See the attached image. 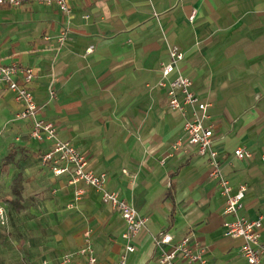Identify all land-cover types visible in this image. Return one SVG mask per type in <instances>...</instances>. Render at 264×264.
Returning <instances> with one entry per match:
<instances>
[{"label":"crops","instance_id":"1","mask_svg":"<svg viewBox=\"0 0 264 264\" xmlns=\"http://www.w3.org/2000/svg\"><path fill=\"white\" fill-rule=\"evenodd\" d=\"M69 9L62 15L35 3L1 6L0 64L33 70L28 87L38 118L83 153L95 174H106L107 190L146 218L127 264H158L161 253L189 235L206 249L207 264H247L243 241L223 234V221L232 218L222 214L224 198L207 159L187 147L183 117L168 108V87L157 83L160 64L178 48L184 57L168 81L179 73L189 78L209 104L221 173L233 191L246 186L238 215L256 219L264 212V0H71ZM65 27L69 33L59 44ZM20 108L0 88V135L12 136L16 151L11 164H0L2 187L22 218L26 252L41 248L43 264H55L89 232L98 263L115 264L121 217L99 192L41 166L50 142L31 140L27 122L15 119ZM237 148L251 158H236ZM18 174L20 194L13 196ZM78 188L84 194L70 208ZM29 230L40 231L30 244ZM162 234L173 241L158 248Z\"/></svg>","mask_w":264,"mask_h":264},{"label":"built area","instance_id":"2","mask_svg":"<svg viewBox=\"0 0 264 264\" xmlns=\"http://www.w3.org/2000/svg\"><path fill=\"white\" fill-rule=\"evenodd\" d=\"M71 0H0V7L19 8L24 4L35 3L55 8L62 15H68ZM195 16L193 12L189 21ZM69 33L65 27L57 38L63 44ZM169 62L161 63L159 72L161 78L157 83L160 88L168 87V108L183 117V132L189 150L197 156L205 157L210 167V176L217 182L220 196L224 198L223 216L231 217L222 223L223 234L227 237L241 239L243 244L240 254L247 264H264V246H259L260 231L264 226V212L256 219H248L238 215L242 200L246 193V186L241 185L233 191L227 179L222 175L218 153L213 148V127L207 123V110L209 104L202 103L198 96L191 90L192 82L189 78L177 74L175 79L168 81L169 77L178 73V65L183 60V53L176 47L169 49ZM34 77L31 68H23L18 63L9 65L0 64V88L13 94L14 101L21 107L15 114L16 120H23L29 126V136L36 142L49 141L48 151L43 152L40 164L48 169L54 176H67L71 185L83 184L100 193L101 202L108 205L119 214L124 230L121 233L123 241L122 251L115 264H127L128 257L136 250L135 242L143 231L146 218L137 214L131 204L122 199L116 192L106 189V174H95L88 164L86 156L67 141L56 137V128L40 118V107L34 102L28 87ZM21 78V80H20ZM188 114V115H187ZM178 145V143L176 144ZM234 156L240 160L250 159L251 153L243 148H237ZM84 189L78 188L74 192L73 204L80 200ZM7 224V216L3 207H0V225ZM85 243L74 252L66 254L61 259V264H71L80 260L83 264H99L94 248L90 242V233L86 232ZM173 238L170 234H162L154 242L156 247L171 245ZM158 264H207L206 249L199 245L189 235L172 246L169 253H161Z\"/></svg>","mask_w":264,"mask_h":264},{"label":"rangeland","instance_id":"3","mask_svg":"<svg viewBox=\"0 0 264 264\" xmlns=\"http://www.w3.org/2000/svg\"><path fill=\"white\" fill-rule=\"evenodd\" d=\"M10 143H13L12 136L6 138V134L3 133L0 135V164L3 162V159L9 152L8 146ZM7 177L9 178V176ZM4 178L5 175L0 172V207L4 208L7 216V224L4 226L0 225V264H43L44 262H46L45 260H43L45 258V255H40L38 253L41 248L34 249L33 252L30 251V253L26 252L25 242L21 238V235H23L24 232L18 231V229H20L22 225L20 223V219L22 218L20 215L18 216L17 207L13 203V201H9L7 195L8 193L6 192L5 187V190H3L2 184L4 183ZM5 182L8 183L9 180L7 179V181ZM39 226L40 228H43L41 232L45 233L46 229H44L43 227L45 226V223L42 222V219L39 223ZM37 230L25 231L26 235H24V240L29 239L27 240L28 244H30V238L32 236L36 237L40 232ZM20 239L22 243H20ZM61 259L55 264H61Z\"/></svg>","mask_w":264,"mask_h":264},{"label":"trees","instance_id":"4","mask_svg":"<svg viewBox=\"0 0 264 264\" xmlns=\"http://www.w3.org/2000/svg\"><path fill=\"white\" fill-rule=\"evenodd\" d=\"M15 154H16V151H15V149H13V146L12 145L9 146V152L7 153L5 158L3 159V162H5V164H11L14 161ZM40 158H41V156H40ZM21 179H22L21 176L18 174L12 180L11 193H12L13 196H17V195L20 194V190H19L18 186H19V182L21 181ZM13 203H14V201H13Z\"/></svg>","mask_w":264,"mask_h":264}]
</instances>
